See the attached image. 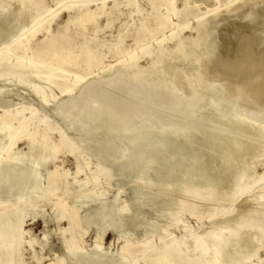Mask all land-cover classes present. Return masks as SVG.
<instances>
[{"label": "bare ground", "instance_id": "6f19581e", "mask_svg": "<svg viewBox=\"0 0 264 264\" xmlns=\"http://www.w3.org/2000/svg\"><path fill=\"white\" fill-rule=\"evenodd\" d=\"M14 1L19 6L17 10L13 11L12 20L14 18L21 19L23 17V7H27L32 13L30 23H32L34 34L38 33L40 23L45 22L48 27L62 9L67 14V21L61 33L45 37L41 43L33 45L32 48V45L29 44L30 39L26 37L27 31H23L21 38L25 37L24 41L20 39L13 47L3 49L4 51L0 53V73L3 74L4 71H7L16 75L19 74L20 82L31 87L32 94L34 93L37 96L42 105L48 104V95L40 86L30 84L35 79L52 85L60 91V94H63L74 91L79 83L82 84L83 81L91 77L89 80L91 83H85L86 86L89 85L92 88L91 91H89L90 88L87 89L90 92L89 96L92 95L91 93L101 94V89L107 87V84L115 85V87L123 85L122 80L117 75L114 76V72L111 74L113 65L101 69H106L103 73L109 74L105 75L107 82L97 80L98 75L94 73L96 68L102 66L107 55L111 58L120 55L118 47L122 42L121 38L114 44V47H111L106 39H98L97 34L102 32L104 28H110L115 23L121 13V6L135 12L139 17V24L133 31V40L140 48V53L146 56L152 55V53L157 54L154 61L138 68L136 74L133 73L134 76L140 79L162 78L166 75L174 76L177 70L163 68L164 64L177 59L184 61L195 59L197 48L199 49L200 46L204 45L206 36L208 33H212L210 25L206 22L207 15L205 14H209L207 11L204 14L205 16L197 22L198 29L203 31L202 36L199 38L191 36L189 40L187 39L189 45H185L184 42L176 43L171 53H169L161 51L163 39L157 41L158 44L154 50L147 47L145 43L153 41L156 32L163 27H167L172 18L178 20L181 17V12L174 9V0H114L112 2H106L105 0H50L53 6L52 9H47L44 1L40 0ZM77 2L81 5L74 8L71 4ZM213 2H215V6H219L210 12L212 18H215L220 15L218 14L220 0H213ZM235 2L237 1L224 0L222 2V12L227 15H235L243 11V5H234V8H230ZM244 3L250 9V20L247 24L239 27H235L231 21L230 23L229 21L219 20V23L223 21V24L214 35L211 43H207V50L205 49L206 55H212V59L217 52H220L223 60H227L223 61L225 64L240 65L246 61L264 59V43H259L256 36V32L264 26V9L259 8L261 11L254 10L255 13L252 12L253 10L251 11L254 6L257 7L258 3H264V1L248 0ZM185 5L186 2L184 1ZM4 6L0 3V8L4 9ZM231 15L230 17H232ZM101 19H104L102 24H100ZM15 26H5L4 21L0 18V43L6 40L7 37L13 36ZM90 27L94 35L87 36L85 30ZM70 28L74 31L75 36L81 38L82 45L79 49H75L71 43L63 44V42L69 41ZM43 32L47 34L48 30L45 29ZM232 34L235 35L237 41H234L236 42L235 47L232 45L234 44ZM104 47L108 50L106 54L101 53V49ZM203 55L205 56V53ZM120 58H128L129 61L127 63H125V60L119 61L120 67L116 71L114 70L116 73L120 69L126 71L138 61L133 51L125 52L124 55H120ZM197 60L196 63L198 64ZM189 68L192 67L189 66ZM179 73L184 75L182 79L187 82V87L195 85L196 90L199 85L189 81L193 74L188 75L181 71ZM29 77L32 80H29ZM217 79L215 82L213 77L205 75L200 81L202 84L201 90L212 93V97H209L210 102H207L206 99L209 95L205 96L204 93H199L200 96L197 97L196 102L190 99L187 100V105L183 101L180 103L182 109L197 112L196 116L200 117L201 120H198V122L195 120L197 125L203 122L202 117L198 115L200 113L207 115L204 118L209 126L200 124L199 127L205 128V131L203 129V132L193 133V135L181 131L187 126L174 125L168 133L161 135H156L153 129L144 130L133 125L123 128L121 119H114L107 109H92L91 105L89 106V101L92 102L93 99L90 98L95 94L91 97L87 96V98L89 97L87 100L84 97L81 99L80 96L75 100L72 98L68 102L75 101L80 105V108L82 107L85 110L81 119L92 125L88 133L99 134L98 136L103 137L97 148L92 146L96 148L92 149L91 154L97 161L94 170H88L84 148L80 150L75 147L64 134L56 130L54 126L52 127L50 122L36 114V111L28 108L0 109V154L3 150L6 151L5 157H0V264H16L17 252L23 246L28 247L34 257L37 254L36 246H38L41 253L45 250L48 236L44 234L40 241L31 238L29 231L24 230V225L27 220L34 223L36 217L44 214V206L49 203H53L56 221L66 222L67 227L61 229L63 253L53 254L48 259V264H139L140 261L144 264H248L246 262L248 256L253 253L252 245L256 240L255 238L257 236L264 237V172L257 175L253 171L254 166H252L253 170L249 166L253 165V161L255 163L256 155L262 154L260 153L262 149L260 143L262 140L264 141V129H252L249 123L248 126L237 125L235 122H238L242 117L235 113L232 108L238 102H243L242 104L245 103L246 105V102H251L249 104L251 107L252 103L263 105L264 99L260 101V94H257L258 89L253 84L254 81L248 83L235 81L227 85L217 82ZM214 83L217 84L214 85ZM83 85L82 89H84ZM82 89L80 90L82 91ZM121 90L119 91L121 92ZM260 91L264 93V86ZM79 92L77 93L79 94ZM82 93L84 92L82 91ZM106 99L108 100V98ZM67 100L68 98L62 100V103ZM106 101L104 102L106 103ZM68 102L64 103L68 105ZM3 104H6V100L0 97V106ZM116 104H114L115 107H118ZM225 104L228 107H225L224 110L219 109L220 106ZM256 106L253 107L260 111V107ZM107 108H111V106ZM119 109L122 112L121 108ZM247 109L251 110V108ZM111 111L114 112L112 109ZM223 118H230L232 122H225L226 120L223 122ZM94 136L96 137V135ZM111 137L113 139L114 137L125 139L126 144L119 143L122 144L120 151L117 150L119 145L115 147L111 144ZM92 140L93 144L98 143V139L92 138ZM79 141L81 142V140ZM20 143L24 145L25 150L19 149L18 144L20 145ZM137 143H141L145 150V158L142 161L146 166L153 168L154 176L162 182V187L166 188L168 184L174 186L170 189L167 188V190L163 189V191L140 188L149 204L154 209H160L161 217L163 219L170 218V224L175 222L178 206L183 207L184 213L190 214L191 212L195 219L198 215V207L207 204V202L216 208V205H220L221 202L229 198L231 192L237 194L259 184L262 191L257 196H253L244 203L242 202L243 204L239 206V212L236 216L228 217L229 219L225 223L228 224L229 228L224 229L226 230L224 234L227 235H223L219 239L217 238L220 235L215 237L212 234L213 231L210 232V235L208 232V235L198 237L192 233L188 234L189 232L186 230L188 233H184V235L186 234L185 237L181 233L183 239L167 241L166 236L163 234L167 224L159 226L160 224L153 223L150 232L145 234L141 240L132 238L129 233L125 232L126 229L121 231L117 241H121L122 245L119 247L116 256L109 255L101 249L108 222L113 219L120 220L121 225L128 229L132 226L133 218L125 215L127 210L124 201L120 207H108L104 203L107 191L94 188L93 185L99 177H109L112 175L113 170L125 169L120 160L127 155L129 148ZM65 156L71 157L75 161V170L71 174L73 175L71 180L72 184L78 185L79 188H69L70 185L72 187V184L67 180V176L70 174L69 171L63 168L62 158ZM215 159L220 161L219 167L214 165L212 167V163L216 161ZM49 165H52L50 170ZM39 167H43L44 171L49 170L46 179L42 178ZM22 168H25V170L23 171ZM175 172H179L178 177L174 176ZM81 173L84 176L79 180L77 176ZM136 175H138L139 180L146 179V173L142 168L136 170ZM168 191L172 192L171 196L166 193ZM208 191L213 193L209 195ZM203 195L205 196L202 197ZM117 197L118 195L115 196V200H117ZM186 197L188 198L187 201L184 200L183 202V198ZM22 201L29 202L30 207L21 205ZM93 205H97V207L90 208ZM185 209L190 212H185ZM182 214L178 213L179 216ZM195 214L197 215L194 217ZM176 218L178 221L176 222L179 224L180 217L179 219ZM96 221L99 222V231L95 235L92 247L88 250V253H85L84 237L89 225ZM181 222L185 221L181 219ZM215 233L217 234V232ZM155 234L162 235L159 238L157 237L159 245L150 247L147 245L149 243L147 239L149 236H155ZM24 235L28 236V240L24 238ZM261 242L258 244L262 245ZM136 254L139 256V261H136ZM36 261L40 262L41 258L36 259ZM259 264H264V261Z\"/></svg>", "mask_w": 264, "mask_h": 264}, {"label": "rangeland", "instance_id": "374dc122", "mask_svg": "<svg viewBox=\"0 0 264 264\" xmlns=\"http://www.w3.org/2000/svg\"><path fill=\"white\" fill-rule=\"evenodd\" d=\"M40 1H44V5L47 7V9L53 8L50 0H40ZM70 1H79V0H70ZM105 1L112 2L114 0H105ZM184 1L186 2L185 6H184ZM221 1L224 2V0H220V2L218 3L220 4V8L218 12V14L220 15L218 17L212 18L211 16L212 13L210 12L214 11L216 7L217 8L219 7L218 5L215 6V2H213V0H210V2L209 0H206V2L205 0H174L173 2L174 9H176V11L178 10L181 12L182 14L180 15L181 17L178 20H176L175 18H172L171 21H169V23L167 24V27H163L156 32V35L153 41L145 43L147 47H149L150 49L152 48L154 50L156 45L158 44L157 41H159L160 39H163V42L161 44L162 46L161 51H166L169 53H171V51L173 50V46L176 43L184 42L185 45H189V41H187V39L189 40L191 36H195L196 38H199L202 36L203 31L198 29L197 22L201 17H204L205 15H207L206 22H208V24L210 25V28L212 29V33H208V35L205 38L204 45L200 46L199 49L197 48L198 51L196 50L195 59L192 58V60L190 59V61H184L182 59L181 60L177 59V60H173V61H170L164 64L163 68L165 67L168 69L170 68V69L177 70L174 76L166 75L165 77H162V78L154 77V78L147 79V80L140 79L134 76V74H136V72L138 71V68L140 67L142 68L146 64H150L152 61H154L157 58V54L152 53V55L146 56L140 53V50H139L140 48L135 44L133 40V31H134V28H136V26L139 24L138 22L139 17L137 16V14H135V12H131L128 8L121 6L120 8L122 9L121 13L119 14L115 23L112 26H110V28L108 29L104 28L102 32L97 34V38L100 40L106 39V41H108V44L111 47H114V44L118 41V39L121 38L122 42L118 47V53L122 56L124 55L125 52L133 51L134 55H136V57L138 58V61L136 62V64H134V66L128 68L126 71L120 69L116 73L115 71L117 70V68L120 67L118 62L121 60L122 61L125 60V63H127L129 60L128 58H125V59L120 58V55H117L114 58H111L107 55L103 61L102 66H100L98 69L96 68L94 71L95 75H98L97 77L98 79L96 78L97 80H100L102 82H107L106 76L109 74L103 73V71H105L106 69H103V70L101 69L103 67L105 68V67L113 65V71L111 74H113L114 72V76L117 75L122 80L123 85L120 86L121 88L115 87V85L107 84L108 85L107 87H103V89H101L102 90L101 94L96 93L98 97L95 93H91V94L92 95L95 94L96 96L95 95H93L94 97L92 95L89 96L90 94L89 91H91L92 88H90L89 85L86 86L85 83L86 84L91 83L89 81L91 79L90 77L82 82V84H84L83 85L84 89H82V84L79 83L74 91H69L67 93L60 94V91L54 88L52 85L35 79V81L30 84L33 86L34 85L40 86L42 90L48 95V104L42 105L39 102V99L37 98V96L34 93L32 94L31 87L27 86V84L23 82H20L19 74L16 75L14 73L6 71L8 73L7 74L4 71L3 74L0 73V94H1L0 97L6 100V104H3L2 106H0V109L14 110V109L28 108V109L36 111V114H38L40 117L50 122V124H52V127L54 126L56 130L64 134L75 145V147H77L80 150L84 148L83 151L86 153L85 158H86V161L88 162V170H94V166H96L97 161L91 155L92 149H96L98 147V145L100 144V140H102L101 138L103 137L98 136L99 134L88 133L92 125L91 123L85 122L84 120L81 119V117H83L85 110L82 107L80 108V105H78L75 101L68 102L72 98H74L75 100L80 96L82 97L81 99H83L84 97V99L87 100L89 99V97L92 96L90 98V99L93 98L92 102L91 100L90 101L88 100L90 102L89 106L91 105L92 109H103V108H104L103 110L107 109L108 113L114 119H121L123 128L133 125L134 127L136 126L137 128H143L144 130L153 129L156 135H161V134L168 133V131H170V128L176 125V126H181V127L187 126L186 128L184 127L183 130L181 131L188 132L190 133V135H193V133L199 134L203 132V129L205 131V128L199 127V125L200 124L208 125V122L204 118L207 115L198 113L199 114L198 116L202 117L201 119L203 120V122L197 125L198 120H200L199 119L200 117L196 116L197 112L195 110L191 111V110L186 109L187 110L186 111L185 109H182L180 107V103L183 101L187 105V100H190V99L196 102L197 97L200 96L199 93H204L205 96L209 95L206 99L208 100L207 102H210L209 97H212V93H207L206 91L201 90L202 84L200 81L202 80L203 76L207 75V77H213V79H215L214 80L215 82H216V79L218 78L217 82L227 84V85L235 81H238V82L244 81L245 83L254 81L253 84L258 89L257 94H260V98H261L260 101L264 99V93L260 91V89L264 86V59L262 58L257 59V60L254 59V60L243 62L240 65H237V64L223 63L225 59L223 60V57L221 56L220 52H217L214 55L213 59L211 58L213 57L212 55L211 56L206 55L207 52L205 51V49L207 50V43H211V41L214 39V35L216 34V32L220 29V27L223 24V21L219 23V20H224V22L231 21L235 27H239L244 24H247L251 18L250 9L248 8V5L244 3V1L247 2L248 0H236L237 2L233 3V5L230 8H234L235 6H238V5H241V6L243 5L242 6L243 11H240V13H243V14L238 13L240 14L239 16L238 14H235V15L230 14L232 17L222 12L223 3ZM0 3L5 5L4 9L0 8V18L4 21V25L5 26L6 25L8 26L16 25L14 27L13 36L7 37L6 40L0 43V49H1L0 53H2L7 48L13 47L15 43L18 42V40L22 39L21 35L23 31H27L26 37L30 39L29 44L32 45V48H33V45L41 43L45 37L47 36L50 37L51 35L55 33H61L63 30V26L65 22L67 21V14L65 10L62 9L54 17L53 22L48 27L45 22L40 23L38 26V33L34 34L32 23H30V20L32 19V16H31L32 13L30 9H28L27 7H23V17L19 20L16 18L12 20L11 16L13 14V11L17 10L19 6L17 2L14 0H0ZM71 5H73L75 8L78 5H81V3L77 2V3H72ZM258 5L257 7L254 6L253 9H251V11L253 10L252 11L253 13H255L254 10L261 11L260 9H264V3H258ZM205 12L209 14H205ZM102 23H104V19L100 20V24ZM45 29L48 30L47 34L43 32ZM85 34L87 36H90V34L94 35L92 28L90 27L86 29ZM32 35L33 37H31ZM232 36H233L232 38L233 42L236 41L235 35L232 34ZM256 36L259 39V43L260 42L264 43V26H262L256 32ZM68 37H69L68 38L69 41L63 42L64 45L67 43H71L75 49H79L81 47L82 45L81 38L75 36L74 31L71 28L69 29ZM24 40H25V37L22 39V41ZM236 42L232 44L233 47H235ZM101 50H102L101 51L102 54H106L108 52L106 47L102 48ZM202 52L205 53V56L203 55ZM199 56H200V59H199ZM196 60L199 65L196 63ZM189 66L192 68H189ZM178 70L181 72H185L188 75L193 74V77L189 81H192L196 85H199L196 88V90L194 88L195 85L187 87V82L182 79L184 75L182 73L180 74ZM15 76L18 78H16ZM214 77H217V78H214ZM171 79L173 83L171 82ZM29 80H32V78L29 77ZM216 84L214 83V85ZM79 87L80 89H82L84 93H82V91L78 89ZM87 89H89V91H87ZM119 90H121V92ZM78 91H80L79 94L77 93ZM80 93L82 94V96ZM104 95H106L105 100H104ZM87 96L89 97L87 98ZM110 96L112 97L110 98ZM99 97H103V98H99ZM67 98L68 100L63 101L62 103V100H66ZM106 98H108V100ZM111 99H115V100L118 99V100L116 101L112 100L113 101L112 102ZM93 100H96V101H93ZM98 101L100 102V104ZM104 101H106V103ZM59 102L63 106L61 105L59 106L60 104ZM64 102H68L69 106L67 105V103H64ZM95 103L97 104V106H95L96 105ZM115 103H117L116 106L118 107L121 105L119 108H121L122 112H120V109L118 107H115L114 105ZM242 103L238 102L236 103L237 105H235V107L232 108L235 113L239 114L242 117L239 119L240 121V122L238 121L239 123L238 122H235V123H237V125L239 124L240 126H248V123H249L252 129L253 128H256V129L263 128L264 129V112H263L264 104L257 105V103H254V104L252 103L251 104L252 107H251L249 106L251 102H246L247 105L245 103L244 104ZM245 105L247 106L246 108H245ZM57 106L59 107V109ZM73 106L75 107V109H73L74 108ZM110 106L111 108H107ZM237 106H242V107H237ZM253 106L260 107L259 108L260 111H257L258 109L254 108ZM55 107L58 109L59 113ZM225 107H228V106L225 104L223 106H220L219 109L224 110ZM243 107L246 109V111L244 110ZM54 108L56 109L57 112L55 111ZM247 108H251V110ZM253 108L257 110L255 111ZM69 109H71L72 111ZM111 109L114 112H112ZM259 112L260 113L262 112L263 114L262 113L260 114ZM187 115L189 118L187 117ZM194 116L196 117L193 118ZM191 117H192V120H191ZM223 119H222L223 122L225 120H226L225 122H232L230 118H228L229 120L226 118H223ZM254 121H257L256 122L257 124ZM93 135H96V137L95 136L93 137ZM54 137H56V135H54ZM92 138L98 139V143H94L95 144L94 145ZM83 139H84V142H83ZM114 139L113 137H111L110 142L115 147H118L119 145L117 150L120 151L122 148L121 147L122 144L125 143L126 141H124L125 139H120L117 137L116 138L114 137ZM79 140H81L82 143ZM119 143H122V144L120 145ZM260 144H261L260 145L261 148L263 149V150L261 149L260 153L264 154V146H263L264 141L262 140ZM18 146H19V149L25 150V147L22 143H20V145L18 144ZM92 146L94 147L96 146V148ZM262 154L256 155L255 157L257 158L259 156L260 157L258 159L257 158L255 159V163L254 161L252 162L253 165H249L252 168V170H253L252 166H254L253 171L257 175H260L262 174V172H264V155L262 156ZM5 155H6V151L3 150L0 154V157L3 158L5 157ZM144 158H145V150L142 144L137 143L133 145L132 147L129 148L127 155L123 157L122 160H120V163L124 165L125 169L123 170L115 169L113 170L112 175H110L109 177L108 176L99 177L98 180L93 185L94 188H97L99 190L104 189L107 191L105 199H104V203H106L108 207H111V206L120 207L122 206L123 201H124L126 205V210H127L125 215L133 218L132 220L133 222L131 224L132 226L131 228L128 227V229L121 225L120 220L113 219L110 222H108L106 234H104V239L101 244V249L104 252H107L109 255H113V256L117 255L119 247L122 245L121 241H117V237L120 235L121 231L126 229L125 232L129 233L132 236V238L141 240L145 234L150 232V229L153 223H156L157 225L160 224L159 226H163L167 224L163 232V234L166 236L167 241L183 239L186 235V234L184 235L185 232L186 233L189 232L188 234L192 233L195 236L201 237V235L202 236H205L206 234L208 235V232L210 235L211 231L213 232L215 231L217 232V234L215 232L214 233L212 232V234L215 237L216 235L217 236L220 235L217 238L219 239V237L223 235H227V234H224L225 231L229 228V226H227L228 224L226 223L231 216H236L238 214L239 206L243 204L244 202H246L248 199H251L253 196H257V194H260L262 191V188H260V184H259V185H254L253 187L245 190L244 192H238L237 194L234 192L233 193L231 192V194L229 195V198H227L226 201L221 202L220 205L219 204L216 205V208L214 206L212 207L211 204L207 202V204L200 205L198 207L199 216L195 214L194 217L197 215L196 216L197 218L195 219L193 218V214L190 211L187 210L188 212H190L191 215L184 213L183 207L178 206L176 209L177 214L175 215L174 221L175 222L177 221L176 217H178V219L180 217L179 219L180 225L177 224L178 222L177 221L176 225H175V222L173 223L171 222L172 225L173 224L175 225V226L174 225L172 226L170 224V221H171L170 218L167 217L163 219L161 217L162 214L160 213V209L158 208L154 209L149 204V201L146 200L145 198L146 196L143 194L144 192L142 193L140 190L148 188V189H151V191H163V189L167 190V188L170 189V188H173L174 186L168 184L166 188H163L162 182L157 177L154 176L153 168L151 166H146L144 162L142 161L144 160ZM62 160H63V168L69 171L70 173L67 176V180L70 182V184H72L71 177L73 175L71 174L75 170V161L73 158L68 157V156H65L64 158H62ZM213 165L216 167H219L220 161L219 160L214 161V163H212V167ZM39 168L41 169L42 178L46 179L48 177L47 173L52 168V165H49V170L47 171H44L43 167H39ZM140 168H142L146 173L145 180H139L138 175H136V170ZM22 170L24 171L25 168H22ZM83 176L84 175L81 173L77 177L79 180H81ZM174 176L178 177L179 172H175ZM69 188H79V187L76 184H72V187L70 185ZM166 193H169L170 196L172 195L171 191H168ZM207 193H209L210 195L213 192L208 191ZM207 193L205 194L206 196L208 195ZM234 194L236 195L234 196ZM116 195H118L117 200H115ZM205 195H203L202 197H204ZM186 199L188 198L187 197L185 199L183 198V202ZM21 205H27L28 207H30L31 204H29V202L27 201H22ZM95 206L97 207V205H93L90 208H95ZM255 206L257 207V205ZM44 209H45L44 214L36 217V219L34 220L35 221L34 223H32V221L27 220L26 224L24 225V228H25L24 230L29 231L30 237L38 241L41 240L44 234L48 236L46 248L44 250L45 252L43 251L41 253L38 246H36L35 249L37 251V254L34 257L32 251L29 250L28 247L23 246L17 252V256H16L17 261L15 262L16 264H48L49 263L48 259H50V257L53 256V254L63 253L64 248L62 245L61 229L64 227H67V223L56 221V218H55L56 212L54 210L53 203L46 204L44 206ZM214 209H217V210H214ZM178 210L181 213H183L182 214L183 216L181 215L182 218L181 216L178 215V213L181 214ZM187 211L185 209V212ZM181 219L182 221H185V222L182 223ZM98 223H99L98 221L94 222L92 225H89L87 229V233L84 237V242L86 245L85 253H88V250L92 247V242L95 238V235L99 231ZM181 233L184 236V237L182 236L183 238L181 237ZM161 236L162 235H158V234L157 235L155 234V236L153 237L149 236L147 239L149 243L147 245L150 247L159 245L158 238ZM24 238L28 240L27 235H24ZM255 239L256 240L254 241L252 245L253 253H251L248 256V259L246 262L248 264H254L255 262H257L256 264H259L262 261H264V246H263L264 237L257 236V238ZM260 242L262 245H259ZM255 246H258V247H255ZM137 256L138 255L136 254V261H139V256L138 257ZM39 258H41V261L37 262L36 259H39ZM139 264H144V262L140 261Z\"/></svg>", "mask_w": 264, "mask_h": 264}]
</instances>
